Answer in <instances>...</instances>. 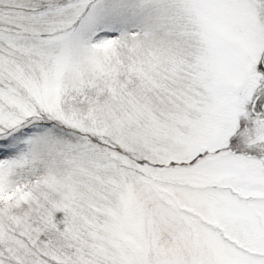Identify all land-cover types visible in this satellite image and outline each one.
Listing matches in <instances>:
<instances>
[{
	"label": "snow or ice",
	"instance_id": "obj_1",
	"mask_svg": "<svg viewBox=\"0 0 264 264\" xmlns=\"http://www.w3.org/2000/svg\"><path fill=\"white\" fill-rule=\"evenodd\" d=\"M0 264H264V0H0Z\"/></svg>",
	"mask_w": 264,
	"mask_h": 264
}]
</instances>
